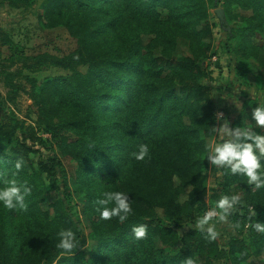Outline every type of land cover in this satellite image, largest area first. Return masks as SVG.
<instances>
[{
	"label": "trees",
	"instance_id": "trees-1",
	"mask_svg": "<svg viewBox=\"0 0 264 264\" xmlns=\"http://www.w3.org/2000/svg\"><path fill=\"white\" fill-rule=\"evenodd\" d=\"M33 1L0 3L11 9H23ZM216 3V0H45L42 5L45 15L56 18L74 41V47L61 55L39 52L18 56L29 71L53 68L66 71L65 77L47 79L39 86L30 76H22L24 82H14L12 74L0 67L10 99L20 93L43 96L44 101L37 105V123L44 125V131L59 147L68 149L73 134L83 139L74 151L78 161L86 164L88 157H93L112 177L116 176L113 168L121 164L117 176L123 181H134L133 171L140 169L143 161L152 163L150 177L142 180L140 176L138 185L128 186L138 216L122 213L126 219L113 217L111 228L101 220L96 222L92 234L96 246L88 256L74 247L67 256L58 258L56 264H188L190 260L194 264H242L248 252L238 236L243 235L246 225L251 243H264V231L256 228V225L264 228V214L256 219L247 215L230 217L228 223L236 238L227 247L220 245L217 236L211 238L208 231L195 227L179 234L176 229L197 217L208 192L202 173L207 164L200 157L207 155L205 140L215 136L217 122L210 89L201 83L209 79L211 72L200 65L199 58L200 55L205 58L203 55L210 49L205 42L211 36L208 15ZM244 5L252 9L257 23H264V0H248ZM221 21L227 28L225 21ZM247 29L253 31L255 27L250 25ZM178 39L189 41L191 57L174 55ZM242 43L246 45L244 38ZM244 101L237 121L245 117L248 123L244 129L259 134L260 127L255 125L249 105L255 99ZM69 105L73 107L70 110ZM64 130L66 137L61 135ZM240 139L244 142L243 137ZM36 141L40 138L32 127L13 117L0 120V189L13 179L18 186L22 185L23 200L14 199L12 208H21L32 220L37 233L34 241L37 240L39 248L36 254L24 250L30 236L22 235L23 219L13 218L15 210L4 208L0 202V264H53L57 256L52 248L60 243L61 233L66 230L74 232L75 245L84 243L85 237L77 232L65 210L63 199L70 196L68 183L64 180L60 187L57 182L55 170L61 167V162L51 152L48 159L39 160L36 168L29 157ZM152 145L156 147L153 151ZM141 146H147L150 156L137 160L135 153ZM159 147L162 152L158 153ZM259 159L264 164V157ZM18 161H23L20 170L15 168ZM173 176H179L183 185L191 187L189 198L183 203L175 201ZM46 182L63 196L51 205L52 216L40 207ZM25 189L30 191L25 193ZM142 206L147 210L141 209ZM156 208L170 224L154 218ZM141 210L147 214H140ZM26 224L29 225L27 221ZM141 224L146 228V236L136 239L132 228ZM153 238L158 240L160 249L154 248Z\"/></svg>",
	"mask_w": 264,
	"mask_h": 264
},
{
	"label": "rangeland",
	"instance_id": "rangeland-1",
	"mask_svg": "<svg viewBox=\"0 0 264 264\" xmlns=\"http://www.w3.org/2000/svg\"><path fill=\"white\" fill-rule=\"evenodd\" d=\"M246 1L248 0L240 3L236 0H216L215 7L209 11L208 23L211 36L205 42L210 45V49L206 55H203L206 56L205 58L200 55L199 62L206 71L211 72L209 79H203L201 83L210 89L217 127L215 136L206 139L205 145L209 141L218 143L221 135L225 140L235 139L236 130L244 129L248 123L245 117L237 121L243 102H245L244 99H255V101L249 102L252 110L259 105H264V23H257L252 9L244 5ZM44 2L45 0H34L30 6L23 9H11L6 4L0 3V67L5 73L12 74L14 82H24L22 76H30L35 78L40 86L47 79H59L66 75V71L44 67L29 71L25 69L21 57L18 56L19 53L31 56L39 52L61 55L74 47V41L67 31L57 23L56 18L45 15L42 8ZM221 20L225 21L227 28L222 26ZM249 24L255 27L253 31L247 29ZM5 37L7 40H4ZM242 38L246 41L245 46H243ZM3 42L8 44L3 45ZM188 43L189 41L185 39L177 40L174 53L177 58L191 57ZM226 44L229 45V49ZM28 89L29 86H27ZM8 90L4 75L0 72V120L7 121L13 117L26 126L32 127L36 136L40 138V141H36L31 147L29 154L35 167H38L39 160L48 159L53 152L61 162V167L55 170V174L58 173L56 175L57 182L61 183V187L65 180L70 189L69 199H63L58 189L51 188V184L46 182L44 201L40 207L42 211L52 216L51 205L55 201L63 199L65 210L76 226L77 232L85 237L84 243L75 245V250L77 252L82 251L88 256L89 251L96 246L92 236L94 224L101 220L108 228L113 226V218L107 221L102 220L96 211L97 208L104 206L99 203L101 199L98 197L106 199L107 197L104 195L106 191L125 192L126 201L132 208V211L127 214L133 213L137 217L136 202L133 199V192L127 191L128 186L131 185L132 187L134 183L138 185V177L140 176H142V180L150 177L152 163L151 161H143V166L133 171L134 182L119 179L117 175L121 169V164L113 168L116 176L112 177L108 175L107 170L102 166L103 164H97L93 157L89 156L86 164L82 163L83 161H78L74 151L79 143H83L81 137L78 138L76 134H73L71 140L73 143L70 147L68 149L61 148L58 142L51 140L49 134L44 131V125L37 123L39 111L37 105L44 101L43 96L20 93L15 99H10ZM72 108L71 105L68 106L69 110ZM221 129H224L225 132L222 133ZM228 131L232 133L231 136L226 134ZM66 133L64 130L61 133L62 137H66L68 135ZM259 134L264 135L263 128L259 129ZM153 144L159 146L156 143ZM155 149L156 147L153 146L152 151ZM157 152H162V148L159 147ZM147 155L150 156V154ZM257 156L259 158L264 157L260 156L258 151ZM202 159L207 164L202 169V173L205 174L203 185L208 190L205 206L202 207L196 218L176 229L179 234H182L195 227L208 231L210 226H214L220 245L227 247L229 241L236 238L231 224L228 223L230 217L247 215L256 219L263 216L264 184L257 188L255 183L248 184L247 178L243 174L231 173L227 168L213 164L207 155L201 156L200 160ZM84 170L86 174L83 173ZM172 182L173 188L177 191L175 201L183 203L188 200L191 187L183 185L179 176H173ZM223 195L237 197L233 207L222 213L223 219H220L219 216L213 217L209 224L201 226L199 224L200 216L214 207L215 202ZM140 208L147 210L145 206ZM12 209L15 210L13 211V218L23 219V237L30 236L24 250L36 254L39 248H37V240L34 241L37 233L32 220H28L29 217L20 211L21 208ZM144 210H141L140 214H147V211ZM154 213L156 220L170 224V221L165 219L159 208H156ZM26 221L29 225L26 224ZM173 227L175 228V226ZM248 227L249 225H246L243 235L238 236L247 247L248 252V257L242 264H264V243L252 244L249 233H247ZM152 242L155 249L161 248L156 238H153ZM58 245L52 248L53 255L57 256L53 264H56L58 258L68 255L62 251H57L61 250Z\"/></svg>",
	"mask_w": 264,
	"mask_h": 264
},
{
	"label": "clouds",
	"instance_id": "clouds-1",
	"mask_svg": "<svg viewBox=\"0 0 264 264\" xmlns=\"http://www.w3.org/2000/svg\"><path fill=\"white\" fill-rule=\"evenodd\" d=\"M252 119L255 121V125L260 128H264V105L257 106L252 113ZM224 133L225 130L221 129ZM227 135L231 136L232 133L228 131ZM241 136L244 138V142H241ZM251 141V142H248ZM215 145V146H214ZM257 151L260 156H264V135L256 134L247 129H237L235 132V139L225 140L223 135L220 136L219 142L209 141L205 146V152L207 158H210L212 163L220 165L228 169L231 173H241L247 178V183H255L259 188L264 184V164L257 156ZM147 146H141L138 153H135L137 160H143L147 155ZM23 161H18L15 164V168L20 170L22 168ZM22 186V185H21ZM15 179L6 182L5 186L0 189V202L4 208H12L13 200L22 201L23 196L20 194V187ZM30 189H25V193ZM104 195L107 197L104 200L99 201L103 207H99L96 211L102 220H111L113 217H119L120 221L126 219V215L132 211L130 204L126 201L125 192L121 191H106ZM237 197H229L228 195L221 196L216 202L215 206L206 211L199 218V224H209L213 220V217L219 216L223 219L222 213L233 207ZM111 205V206H109ZM256 228L260 231H264L260 225H256ZM132 231L135 234L136 239H142L146 236V228L143 224L133 226ZM208 232L211 238H215L217 232L214 226L208 228ZM61 241L58 248L63 253H71L75 247V237L71 230H66L61 233ZM188 264H194L193 261H188Z\"/></svg>",
	"mask_w": 264,
	"mask_h": 264
}]
</instances>
